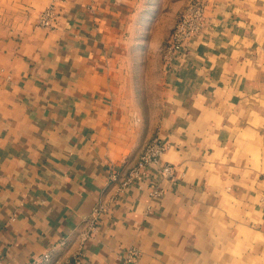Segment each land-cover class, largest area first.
<instances>
[{"label": "crops", "instance_id": "1", "mask_svg": "<svg viewBox=\"0 0 264 264\" xmlns=\"http://www.w3.org/2000/svg\"><path fill=\"white\" fill-rule=\"evenodd\" d=\"M186 1L0 0V264H264V0Z\"/></svg>", "mask_w": 264, "mask_h": 264}, {"label": "built area", "instance_id": "2", "mask_svg": "<svg viewBox=\"0 0 264 264\" xmlns=\"http://www.w3.org/2000/svg\"><path fill=\"white\" fill-rule=\"evenodd\" d=\"M56 12L53 4H50L39 13L38 24L40 26H51L55 20ZM204 5L202 1L197 3H189L180 18L171 28L165 45L164 57L174 56L184 45V43L192 36L196 35L200 30L204 21ZM165 150V145L162 144L159 138L154 137L150 139L142 148L137 162L132 166L122 181V186L131 184L134 181H141L146 176L147 170L150 166L156 165L161 176L165 179H174V168L172 164H159L162 154ZM158 190H154V193ZM137 256V251L133 248L127 251L125 255L126 261H131ZM25 264H35L34 261Z\"/></svg>", "mask_w": 264, "mask_h": 264}, {"label": "rangeland", "instance_id": "3", "mask_svg": "<svg viewBox=\"0 0 264 264\" xmlns=\"http://www.w3.org/2000/svg\"><path fill=\"white\" fill-rule=\"evenodd\" d=\"M199 1H202V0H187L184 4V6L181 8V10L179 12L176 13V16H175V19H174V23L178 21V19L180 18L181 14L183 13V11L185 10V8L187 7V5L189 3H197ZM174 25V24H173Z\"/></svg>", "mask_w": 264, "mask_h": 264}]
</instances>
